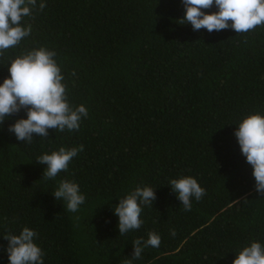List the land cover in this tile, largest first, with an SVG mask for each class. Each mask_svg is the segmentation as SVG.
I'll return each mask as SVG.
<instances>
[{"label": "trees", "instance_id": "1", "mask_svg": "<svg viewBox=\"0 0 264 264\" xmlns=\"http://www.w3.org/2000/svg\"><path fill=\"white\" fill-rule=\"evenodd\" d=\"M184 11L182 0H37L23 18L31 34L0 55V83L12 59L47 47L88 116L78 131L49 129L31 143L8 130L25 110L0 125V264H9L3 236L25 226L44 264H124L150 231L160 246L132 264H232L244 246L264 244V196L234 136L245 116L264 114V26L194 31L178 24ZM79 145L67 172L41 179L35 159ZM180 176L206 190L191 211L169 187ZM63 179L86 197L76 213L52 195ZM137 186L156 199L141 227L120 235L113 208Z\"/></svg>", "mask_w": 264, "mask_h": 264}, {"label": "clouds", "instance_id": "2", "mask_svg": "<svg viewBox=\"0 0 264 264\" xmlns=\"http://www.w3.org/2000/svg\"><path fill=\"white\" fill-rule=\"evenodd\" d=\"M182 4L185 11L178 24L190 23L194 31L231 28L237 34L264 26V0H182ZM45 7L44 2L38 5L39 10ZM213 7L216 11H204ZM36 8L37 0H0V55L31 34V25L25 26L22 21L24 17L32 16ZM56 57L55 50L42 46L16 56L7 64L9 75L0 83V125L13 114L25 110L27 118L16 119L8 127L23 143H31L33 134L46 138L49 129L78 131L82 119L88 116L86 106L70 103L65 77ZM234 136L241 154L252 167L255 190L264 196V114L254 112L245 116L236 126ZM83 150V145L60 147L39 156L35 159L37 163L46 165L41 179L55 180L62 171L67 172L72 159ZM169 187L184 211L192 210L193 199L198 202L206 195V190L192 176L170 179ZM52 195L56 201L63 200L71 213L78 212L86 199L79 184L68 179L60 180ZM155 199L151 186H137L118 199L113 213L118 219L119 234L138 230L143 224V206H152ZM170 235L175 236V229L170 230ZM36 236L37 233L26 226L19 234L3 236L8 241L9 264H44V253L35 243ZM160 244L161 236L155 231H150L147 239L136 238L132 242V255L124 264L140 259L144 248H156ZM232 264H264V244L252 241L235 254Z\"/></svg>", "mask_w": 264, "mask_h": 264}]
</instances>
